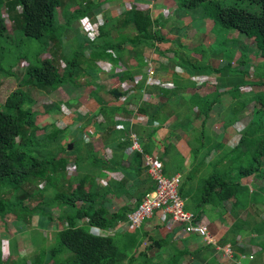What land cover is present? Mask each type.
Listing matches in <instances>:
<instances>
[{
    "label": "trees",
    "instance_id": "trees-1",
    "mask_svg": "<svg viewBox=\"0 0 264 264\" xmlns=\"http://www.w3.org/2000/svg\"><path fill=\"white\" fill-rule=\"evenodd\" d=\"M91 1L92 0H80L82 3L81 5H78L77 1H75L76 4L74 5L78 6L80 9L75 10L68 18L66 16L68 4L66 3V5H64V0H0V7L5 9L7 19L12 24V31L14 34L19 35V39L21 37L23 41H44L46 45V54L35 57V61H27L26 57L21 59V61L25 60L28 62L29 68L25 76H23L19 86L7 94L5 110H0V218L3 221L8 214L13 213L17 218L16 220L19 221L21 215L20 211L25 206L24 203L29 199L39 200L36 201V206H32L33 214L38 213V210L42 208V206H45L47 201L44 200V195L43 198H39L42 194L38 193L32 196L34 195L32 192L38 188L45 191L48 187H54L55 181L63 184L64 189H67L66 192H57L52 199H49V205L51 207L48 211L50 214L47 215L50 216L48 219L52 223L54 220L53 208H57L60 212L58 222L64 223L63 229L57 231L60 249L52 251V255L54 257V253L56 252L59 253L62 250V254H64L65 250H69L74 254V258L64 259L63 262L60 261L58 264H124L127 259H131L130 257L133 251L142 242L141 240L139 241V236H141L138 234L139 229L130 230L124 237L119 235L98 236L92 233L91 229L99 228L103 231H110L112 228H116L120 224L127 222L128 215L138 207L148 193L154 190L151 178L144 165L143 154L134 152V159L131 161V164H126L121 159L122 153L132 148L131 138L128 139L130 129H120V126L115 125L114 121L110 119L111 117H109L106 122L107 126H102L101 122L97 125L99 135H102L101 140L103 141L105 150L110 148V146H112L111 144L117 141L119 137L123 139V143L119 144L117 147L118 149H116L117 151L111 162H108L107 158L104 159V156V158H102L100 154L95 151L92 143H85L83 146L82 144L80 145V142L75 143L73 149L74 152L78 149V154L68 152V147H61L60 151L54 154L47 153L46 148L52 146V143L58 142L61 135L64 134L63 132H65L57 128L51 133V140L48 146H46L45 143L43 144V142L38 144L40 140H36V138H38V132L44 130V128L37 124L38 117L43 114L42 110L34 109L36 99L32 96L33 92L50 96L67 86L72 85L76 89L82 88L85 86V82L89 80L87 73L91 70V65L87 67V61L105 62L115 57L114 65H121L125 69L127 67V73H125L124 77L133 82V84H135V92L142 95L146 79L144 77L142 83H137L135 79L131 77L132 74L129 72V63L131 61L129 57L130 53H126L127 50L125 47L128 46L133 50L135 58L137 56L145 57L147 52L154 50L161 56H165L168 52L157 48V43L166 44L170 42L161 31V28H164L166 24L165 18L162 16L153 20L149 10H142L137 6L139 3L147 4L149 0H129L132 2L124 6V10H122L121 14H115L111 18L106 19V22L98 28L97 38L93 42L88 40L89 32L87 30H77L74 31V35L78 36L80 43L77 44L76 42L75 49L72 51L73 47L70 52L64 56L63 60H58L56 55H52L48 59H42L43 56L51 55V52L59 49L61 46L60 40L62 35L65 34V29L70 30V28L76 26V24L82 20L87 18L90 19V17L93 16V11L99 10V8L109 0H98L96 4H93ZM174 1L177 2L179 8L195 10L203 7L204 18L213 21L215 28L222 27L229 30V32L231 30L236 31L242 34L247 42L249 40H254L256 47L250 48L249 51H252V49H255L254 51L258 50V55L260 54L259 56L264 59V0H230L232 3L234 1L247 2L250 8L255 12H250L238 6L226 5L227 0ZM68 3L72 4V0H69ZM84 4L85 7L83 6ZM72 7V5L69 6V8ZM58 10H61L64 17L63 27L59 26L56 22ZM58 29H61L62 32L58 31ZM112 33L122 34L123 36L120 37L121 39L119 38V41L115 44H107L106 46L100 45L99 42H104ZM126 33L131 34V36L126 37ZM0 39L4 40L7 44H11L7 37L5 19L1 16ZM87 48H91L94 58L86 57L85 50ZM224 50H227V48ZM230 51L234 50L231 49ZM224 52L226 53V51ZM56 60L59 61L58 65L60 66L56 67L54 65L53 62ZM138 60L139 63L142 64L140 65L141 69L146 66L145 63H142V59L139 58ZM173 61L179 64V62ZM171 63H173L172 59ZM243 63L244 61L242 60L241 62V59L237 57L235 52L234 54L231 53L227 55L226 61L221 68H213L209 64H204L202 68L206 71L219 74L224 72L225 77L230 78V80L220 78V81L222 84L229 86L227 92L228 95H231L232 102L240 101L241 103V92L245 94L249 91L243 89V87L248 86V83L245 82L246 76L243 75L240 82L233 81V79H238L236 74L237 72H241V64ZM85 66L86 69H84ZM200 67L199 64H195L191 66V69L194 70V73H199L203 70ZM10 75L9 73L8 76ZM179 77V75L176 76V78ZM188 83L190 86L192 85L195 90L203 87L202 85H200L201 87H197V83L189 79ZM233 83L236 87L232 85ZM175 84L176 89L168 90L163 87L158 88L162 99L171 100L173 97L177 96L180 90L186 88L183 87L178 80H175ZM252 85H254V83ZM260 85L264 88V80L261 81ZM240 87H242L243 91L239 89ZM232 90L236 91L237 94L233 95L231 93ZM131 94V90L124 94L114 91L113 96L120 102L121 99L127 96L129 97ZM221 96L222 94L219 93L218 96L205 99L199 94L193 93L185 106L189 109H194L196 107L198 112L192 119H189L190 116H188L185 119L177 120L175 124L171 123V128L176 131L180 129L185 130L196 119H201V126L199 129L201 130V134H205L206 119L213 106L219 103V98ZM251 98L248 105L247 103H242L241 108H245L242 110L243 113H238V122L246 117V111L244 110H246L250 104L255 103V101L258 102L257 108L259 110L255 109L254 106V111H252L253 117L256 113L260 115L261 113L259 111L264 109V92L257 99ZM56 105L57 103H54L50 107H44L43 111L51 112L52 109H55ZM169 106L170 105L166 103V105L159 108V106L151 104L150 101L143 102L142 106H140L138 111L139 115L146 116L152 122H160V126L154 130L142 127H138L136 130L137 135L143 137V150L145 154H155V148L157 146L155 143L156 135L159 134L158 129L164 125V120L161 116L168 111ZM181 106L182 104L179 103L178 107ZM56 107L59 109L58 106ZM119 111L121 110H112V114H116ZM119 113L121 115H126V112ZM170 113L175 114L177 118L182 115L178 108H172ZM97 116L96 114L92 119L86 120V128H88L90 124L92 126L96 125ZM80 121H84V119L81 118ZM253 121L252 119L248 126L241 129V139L239 145L235 147L234 152L226 151L228 156H231V153L234 155L227 168L222 169L221 172L216 171L213 175L204 179L205 181L200 191L202 200L198 202L197 208L195 207V213H203L202 208L205 207L206 204L223 205V203L227 201L232 203L234 201L233 205L235 208L240 207L239 203H236V201H240L241 209H243L253 203L255 204L256 199L251 198V196L264 194V134L245 133L246 130L254 124ZM230 123L234 124L235 122ZM84 128L85 126L82 129ZM122 135H127L128 141L126 137ZM231 135L233 134H226L227 138ZM257 135H259L261 139H259ZM247 139H250V144L244 143ZM242 145L247 146V150H253L255 148L253 162L249 166H245L236 161L237 158L241 159V153L238 156L237 154ZM171 148L172 146L165 145V147L161 149V152H158V154L161 155V160L164 154L166 155L169 153ZM118 166L122 167L121 169L123 172L129 171L138 175L141 182H139L138 185L144 189L143 193L139 188V190L136 189L135 193L128 194V190L126 189L127 183L114 180H111L106 186L100 187L98 179L102 178L101 175L103 171L106 170V172H108L110 171L108 169L111 167L114 170L117 169ZM70 170H73L76 175L71 174L70 176ZM248 176H253L255 182L259 183L260 186L257 184H252V186L243 184L242 179ZM138 185L136 187H138ZM251 187L254 188L251 190ZM13 193L15 194V203L5 202V199L9 198V196H14ZM180 193L184 198L185 195L182 192V188H180ZM248 193L250 195H248ZM110 194H112L114 198L123 199L125 205L118 212L113 214H110L107 209L108 207L105 206L108 202L106 200ZM58 222L55 223L58 224ZM234 242H236L234 244H237V246L241 248L238 241ZM155 244L160 245L161 241L153 239V245ZM206 246L207 247L201 250H194L192 255L197 259H201L205 256L208 264H218L219 261H217V259L213 258L210 260L211 257L217 254L216 246L212 244H207ZM2 251L3 250L0 251V264H4L2 262ZM203 251L205 254H201ZM143 254H145V251L142 255ZM132 262L131 259L130 263L132 264ZM229 263L239 264L231 260Z\"/></svg>",
    "mask_w": 264,
    "mask_h": 264
},
{
    "label": "crops",
    "instance_id": "crops-1",
    "mask_svg": "<svg viewBox=\"0 0 264 264\" xmlns=\"http://www.w3.org/2000/svg\"><path fill=\"white\" fill-rule=\"evenodd\" d=\"M163 1L164 4L167 3V0ZM92 2L93 4H96L98 0H92ZM130 2L132 1L127 0V2L124 3L123 1L112 0L110 2L106 1L105 3L108 6V11L114 9V13L118 15L122 13V10H124V6H127ZM164 4L162 6L156 7V0H149L147 4L139 3L137 6L142 10H149L151 18L153 20L158 19L162 16L165 18L166 24L164 28H161V31L162 34L170 42L166 44L157 43V48L165 52L168 51L167 54L165 56H161L155 50L149 51L151 53L147 52V55L145 56L146 68L142 70L137 63L133 50L128 46L125 47L127 50L126 53H130L129 57L131 61L129 63V72L132 74L131 77L134 78L137 83H142L144 81V77L146 79V84L142 93L143 95H140L138 93L139 97L137 98H133L131 95H129V97L127 96L126 98L121 99L120 102H118L117 98L113 96L114 91H118L119 93L124 94L131 90L132 93H135V84H133V82H131L128 78L124 77L125 73H127V67L125 69L121 65L115 66L114 59L116 58L114 57L111 60H107L105 62H96L97 71L95 73L91 72L93 78L89 74V80H85V86L78 89H83L85 93H90V95L84 98L80 108H77L78 106H72V102L69 100H63L64 102H57L56 106H58L59 109L55 106V109L51 112V114L55 110L58 112L62 111V113H64V118L61 121H55L56 123L53 122L56 125L55 128H57V125L62 128H65L67 125L64 119L67 118L70 120L71 125L77 122L76 125L78 126L76 129L79 132H81V130L83 131V136H81V138L83 137L85 139L87 137L84 134L94 135V140L98 141V144L100 145V147L98 148L99 150L97 151L95 149V151L98 152L101 157L106 156L107 161L111 162L113 160L115 152L117 151L116 149H118L117 147L119 146V144L123 143V139L122 137H119L117 141L111 144L112 146H110V148H107L105 150V146L103 144V141L101 140L102 135H99V130L97 127L98 123L101 122L102 126H107L106 122L109 117H111L110 119L114 121L115 125H119L120 129H130V135L128 137V139H130L132 134L137 135L136 130L138 127L150 128L154 130L160 126V122H152L146 116L139 115L138 111L140 109V106H142L143 102L150 101L151 104L157 105L159 106V108L168 103L170 105L168 107V111L166 113H163L161 116V118L164 120V125H162V127L158 129L159 134L156 135L155 141L157 146L155 148V154L152 155H156L158 154V152H161V149H163L165 145L172 146V148L169 150V153H167L166 155L164 154L162 159L164 173L166 171L165 175L167 176H174L176 174L182 175V184L180 188H182V192L185 195L184 198L186 206L189 210H191V208H197L198 202L202 200L200 196V191L203 186V183L201 184V180L203 179V177L200 178L198 181L193 180V178L195 177V173L198 171V174H200V169L203 168V173L205 174L206 172V178H208L209 176L213 175L216 171L221 172L222 169H226L230 162L227 161L229 156L227 155L226 151L228 150L227 152H234L235 147L239 145L241 139V129L245 128L247 124L244 123L241 126L242 120H239V122L237 121V123L232 124V130H227L225 126L226 121L222 119V116L224 114L223 112H225V110L228 109L229 105L232 103V99L230 97V99L227 98L228 105L225 108L223 107V105H221V103H217L213 106L208 118L206 119L205 134H201V130L199 129L201 126V119H196L185 130L180 129L179 131H176L171 128V123L175 124L177 120L185 119L188 116H190L189 119H192L198 112L196 107L194 109H189L185 106L186 103L189 102L193 93H197L206 99L211 97L208 92L212 93L211 90H217L216 92L221 93L222 97H226L228 96L227 91L229 90V86H227L226 84H222L220 80H230V78L225 77L224 72L219 74V77H216V72L206 71L205 73H194L192 70H189L187 68H181L175 63H172L173 70H169L170 73L167 70H164L165 68L169 69V66L171 65V63L170 65H167L169 64V60H175V58L178 57V53L183 50L181 48H184L185 45H190L189 43L193 41L192 37L196 35L202 40L201 42H203L202 35H204L201 31L196 32L193 29L194 23H191L189 27L186 25L187 27L185 28L187 29L184 32L181 31V23H184L185 20L190 19L191 15L187 13L186 8H179V5H177V2L175 1L171 3L176 4L174 7L175 11L173 13L170 12V14H165L163 13L165 12V9L163 10V12H161ZM75 10L77 9H74L73 7L69 8L66 11V16L69 18V16ZM178 10L180 11L179 13L186 11L188 15H182L178 17L176 15V12ZM188 10L190 11L191 9ZM196 10L197 9H195L194 11ZM96 12L97 10L93 11V16L90 17V19L88 18L86 20L93 21L94 19H99V14H96ZM103 13L104 15L102 14V23L97 25L95 33H93L92 30V32L87 30L89 32L88 36L90 38V42H93L97 38L98 28L102 26L104 22H106L105 17L108 16L107 19H109L113 15H115H112L110 13L111 16H109V13L106 11ZM202 13L204 14V12ZM207 20H209V23H207L208 26L209 24L213 23V21H211L210 19ZM200 21L201 23H203L202 20ZM59 26L63 27V24H59ZM213 27V31H207V33L210 32L212 34L210 37H207L205 43L209 45L208 49L210 51L213 50V46L215 48L221 49L216 50L217 52L213 54L214 57L218 59V55L222 54V57L220 58L221 62L225 61L227 55L231 53L234 54L236 52L237 57H239V53H237L238 49L236 47L232 48V50L234 51H230L231 48H227V50H224L225 48L223 49L222 46H224V44L222 43L224 41L222 40L221 44L218 42L219 39L215 37L217 34L215 33L216 35H214V31L216 30L215 24H213ZM67 32L71 31L68 30L65 32V34L62 35L60 40L61 46L57 51L51 52V55H46V59L50 58L52 55H56L58 60L61 61L63 60L64 56L69 53V47L72 45L74 40L77 42V44L80 43V39L78 38V36H75L74 33H72L74 35L73 39L69 40ZM210 43L213 44L211 45ZM162 45L169 46L167 48H164L162 47ZM172 46H177V48H179L180 50H170V47ZM224 51H226V53ZM229 51L230 53H228ZM85 54L87 58H94L91 48H87L85 50ZM250 59L251 61H253L252 56ZM160 60L164 65L163 70H158L157 76H150L149 65L158 63ZM263 60V58H260L259 62H263ZM222 65H220L219 67H215L212 65L211 66L213 68H221ZM176 75L187 78L190 81L197 83V87H201L200 85H202L203 87L198 88L197 90L191 87L190 90L182 88L184 90H180L177 96L173 97L171 100L162 99L158 88L163 87L164 89L168 90L176 89ZM236 75L238 79H233V81L238 82H240V80L243 78V75L246 76V80L249 76V74L246 73L245 68H241V72H237ZM199 78H204V80L200 81ZM93 85L94 89L92 87ZM232 85H234V83ZM252 90L253 89H250V91ZM59 91H57L56 93H58ZM179 103L182 104L181 107H178ZM76 105H79V103H77ZM62 106L67 107V109H64V107L62 108ZM220 107H223L224 109L219 110ZM172 108L180 109L182 115L177 118L175 114H171L170 112L172 111ZM115 109H120L121 111L119 112H126V115H121L119 112L116 114H112V110ZM67 112L68 114H66ZM51 114H46L45 116L50 117ZM96 114L98 115L96 118V125L92 126L90 124L89 127L86 128V120L92 119V117H94ZM42 117L44 116H39L38 120ZM81 118L84 119V121H80ZM38 126L43 127L44 125ZM84 126L85 128L82 129ZM226 134L233 135L227 138ZM122 136L126 137V140L128 141L127 135ZM137 136L141 140L143 139L142 136ZM239 150L240 151L238 152L237 156L241 153V149ZM210 153L215 154L214 157L211 159H209ZM231 154L233 155V153ZM121 159L124 163L131 164V161H133L134 159V152L132 151V149L130 148V150H125L122 153ZM232 159L233 157H231V160ZM239 160L240 159L237 158L236 161L239 162ZM121 168V166H118L117 169L113 170V168L111 167L110 169H108L110 170L108 172L104 170L103 174L101 175L102 178L98 179L100 187H104L111 180H114L117 182L127 183L126 189L128 190V194L135 193L136 189L139 190V188L143 193L144 189L138 185L140 182L138 175L134 172H123ZM242 182L243 184L249 186H252V184H257L258 186H260L259 183L255 182L253 176L243 178ZM137 185L138 187H136ZM253 188L254 187H251V190ZM258 195L260 196V198H256L255 204L253 203L243 209H241L240 201H236L237 204L239 203V208L234 207V201L233 203L227 201L223 203V205L206 204L205 207L202 208L203 213L201 214L205 215L209 220L210 232L215 238L216 243L212 245L216 246V248L217 246H221L222 248L231 246L232 249H234L230 257V255L225 256V251L221 248L217 250V254L211 257L210 260L215 258L217 259V261H219L218 264H230V260L238 262L239 264H264V210L261 209L262 206L264 209V194L262 193ZM106 201L108 202L105 204V206L108 207L107 209L110 214L118 212L123 206H125L123 199L114 198L112 194L109 195ZM260 203H262L263 205L257 207V205ZM191 211L195 213V210ZM250 216L257 217V220L259 221L247 224ZM56 220L58 219L56 218ZM239 222L241 223L242 228L240 229L238 236H236L235 239H231V241H225V236L229 232L234 233V229L239 225ZM55 224L56 223H53L52 221V225L50 226V228L55 231H59L64 227V223H60L62 228L59 226V224ZM181 229L182 226L178 222L174 221L170 216H163L159 212H155L154 215L150 219H147L144 222L143 226L138 230V234L141 235L139 236V241L141 240L142 242L133 251V254L130 257L133 261L132 264H208L207 260L205 259V256L201 259H197L195 256L192 255V252L194 250H201L204 247H207L206 241L196 234L182 233ZM91 231L92 233L98 236L119 235L121 237H124L125 235H127V233H129V227L127 222H125L123 224H120L116 228H112L110 231H103L99 228H92ZM153 239L161 241V244L153 245ZM234 241H238L241 245V248L237 246V244H234L236 243ZM144 251L145 254L142 255ZM201 254H205L204 251ZM131 259H127L124 264H131Z\"/></svg>",
    "mask_w": 264,
    "mask_h": 264
},
{
    "label": "rangeland",
    "instance_id": "rangeland-1",
    "mask_svg": "<svg viewBox=\"0 0 264 264\" xmlns=\"http://www.w3.org/2000/svg\"><path fill=\"white\" fill-rule=\"evenodd\" d=\"M78 3V5H81L82 3L80 2V0H72V4H69V0H64V5H66V3L68 4V9L69 6L72 5L74 9H80L78 6L74 5L76 4V2ZM111 0H109L108 2H110ZM115 1H123L124 3H126V0H115ZM92 2V1H91ZM174 0H167V3L164 4L163 0H156V7L158 6H163L161 12H163V10L165 9V14H170L173 13L175 11V5L176 4H171L173 3ZM113 5V4H112ZM111 5V6H112ZM226 5H231V6H238L242 9L248 10L250 12H255L254 10H252L250 8V5H248V3L246 2H239V1H234L233 3L230 2V0L226 1ZM85 7V4L83 5ZM113 7V6H112ZM82 9V8H81ZM71 10V9H70ZM117 10V9H116ZM187 13L189 15H191L190 19L185 20L184 23H181V31H185L187 28L185 27H189L191 25V23H194V27L193 29L197 32H202L204 35L203 36V42H201L202 40L198 37V36H194L192 37V42H190V45H185L182 51H180V53H178V57L175 58L176 62H179V67L181 68H187L189 70L194 71L193 69H191V66L195 65V64H199V67L201 69H203L201 72L199 73H205L206 70H204V68H202V66L204 64H209L215 67H219L220 65L224 64L225 61L221 62V57L222 54L218 55V59L216 57H214L213 54H215L217 51V49L219 48H215L213 46V50H209L208 47L209 45L205 43V40L207 39V37H210L212 33L207 31H213L214 27L213 24H209V26L207 25V23H209V20H207V18H204V14L202 13L204 11V8L201 7L199 9H197L196 11H194V9H191L190 11L186 8ZM20 11V10H19ZM108 12L109 16H111V14H115L114 13V9H112L111 11H108V6L107 4H103L99 10H97L96 14H99V19H94L93 21H87L86 19L83 20L82 22H79L76 24V26L70 28L71 32H67V36L68 39H73V34L74 31L77 30H88V31H93V33H95L97 25L102 23V18L104 13L103 12ZM160 11V10H159ZM72 12V11H71ZM180 11L178 10L176 13V15L179 16H187L188 14L186 13V11H183L182 13H179ZM111 13V14H110ZM103 14V15H102ZM106 15V14H105ZM0 16L3 17L5 19V24H6V28H7V37L8 40H10L9 42L11 44H7L4 42V40L0 39L1 42V49H0V110H5V101L7 98V94H9L11 91L15 90L23 76H25V73L27 72V69L29 68V64L27 61H35V57L42 55V54H46V45L43 42H38V41H34V40H24L20 37L19 39V35H16L13 33L12 31V24L11 22L7 19V14L5 12V9L3 7H0ZM114 16V15H113ZM200 17V19H199ZM108 16L105 17V19H107ZM202 18V19H201ZM88 19V18H87ZM183 19V18H182ZM198 19V20H195ZM184 20V19H183ZM182 20V21H183ZM195 20V21H194ZM203 21V23H201V21ZM57 24H63L64 25V17L62 15L61 10L57 11ZM187 25V26H186ZM206 27V28H205ZM58 31L62 32L61 29H58ZM68 31L67 29H65V32ZM91 31V32H92ZM217 31V32H216ZM207 33V35H206ZM217 35H216V34ZM214 35H216L215 37L219 39V43H222V40L224 41L222 44H224L223 49L224 48H237L238 52H239V58L244 61L243 64H241V68L246 69V73L249 74L247 80H245V82L248 83L249 86L243 87L244 90L249 89L248 92H246L245 94H243L241 91L242 87H240L239 89L241 90V103L240 101H234L229 105V108L225 110V112H223V116L222 119L226 122L225 126L227 128V130H232V124L230 122H237V115L239 112H242L243 108H241L242 103L248 105V102L253 98H258L259 96H261V94L264 92V88L260 85L261 81L264 80V60L263 62H259L260 61V54L258 55V50L254 51L255 49H252V51H249L250 48H254L255 43L254 40H249L247 42L246 38L236 32L231 30L229 32V30L222 28V27H217L216 30L214 31ZM122 34H118V33H112L110 37L106 38L104 40V42H99L100 45L102 46H106L107 44H115L116 42L119 41V38L122 37ZM131 36V34H127L126 33V37ZM76 39V37H75ZM200 39V40H199ZM88 40L89 37H88ZM76 41L74 40L72 45L69 47V50L72 49V51L75 49L76 46ZM226 43V44H225ZM71 44V43H70ZM211 45L213 43H210ZM75 45V46H74ZM169 45H162V47L167 48ZM66 49V48H65ZM170 50H174V51H179L180 49L177 48V46H172L170 47ZM221 50V49H219ZM214 51V52H213ZM70 52V51H69ZM172 52V51H171ZM230 52V51H229ZM228 52V53H229ZM151 53V52H148ZM241 53V55H240ZM244 55V56H242ZM251 56L253 57V61L250 60ZM24 57H26L27 61L22 60ZM250 57V58H249ZM142 59V63H145V57L144 56H137L136 60L139 63L138 59ZM227 58V57H226ZM42 59H46L44 56L42 57ZM58 60H56L54 63V65L60 66L58 65ZM103 62V61H100ZM172 62L174 63L173 59ZM258 62V63H257ZM98 63V62H97ZM96 62L93 61H87V67H90L89 65H91V70L87 73L88 75H91L92 73H95L97 71V67H96ZM165 63V61H164ZM171 61L169 60V64L170 65ZM135 65V64H134ZM142 65L141 63H139V66ZM153 69L155 70V76H157L158 70H163L164 65L162 63V61L160 60L158 63L152 64ZM12 68V69H11ZM110 68V67H107ZM122 68V67H121ZM144 68H146V66L142 67V69L144 70ZM84 69H86V66L84 67ZM254 69V70H251ZM164 70H167L169 73V70H173V66L172 63L168 68H165ZM9 73L11 74L10 76ZM177 76V75H176ZM175 76V77H176ZM219 73L216 74V77H219ZM93 78V77H92ZM221 78V77H220ZM177 80L179 81L180 84L183 85V87H186V89L190 90V87H192V85L190 86V84L188 83V79L184 78V77H179L177 78ZM200 81L204 80V78H199ZM77 81V80H76ZM75 81V82H76ZM257 82V83H256ZM254 83L253 86H251ZM259 83V84H258ZM257 86V87H256ZM94 89V85L92 86ZM234 87H236L234 85ZM193 88V87H192ZM250 89H253L252 91H250ZM78 90V89H77ZM76 88L74 90V87L71 86H67L64 87L63 89H61L58 93L56 94H52V95H44L41 93H37V92H33L32 96L33 98L36 99V105L34 106V109H40L42 110V114L44 117L39 118L38 120V125L43 126L44 130L38 132V138H36V140H40V142L38 144H40L41 142H43V144L45 143L46 146H48L49 141L51 140V133L53 132V130L55 129L56 125H55V121H61L64 118V113H62V111H54L52 114L51 112L54 110L52 109L51 112H46L45 110L43 111L44 107H50L52 106L54 103L57 102H64L66 100H69L72 102V106H78L77 108H80L83 100L86 96L90 95V93H85V91L83 89L78 90L77 91ZM93 91V90H92ZM217 91V90H216ZM215 90H211L212 93L208 92V94L211 97H215L218 96L219 93H217ZM215 92V93H214ZM233 95L237 94L236 91L231 92ZM135 95V96H133ZM143 95V94H142ZM131 96L133 98H137L139 97L138 92L132 93ZM229 96V95H228ZM220 97L219 98V103H221V105H223V107L225 108L228 105V99H230V96L228 97ZM228 98V99H227ZM64 100V101H63ZM77 103H79V105H76ZM258 102L255 101V103L250 104L246 110V117H244L241 121V126L246 123L248 126L251 122V119H253L254 124H252L248 130H246V134H264V109L260 110L259 112L261 113L259 115V113H256V115H254L253 117V113L252 111L254 106L255 109H258ZM64 107V109H67V107L62 106V108ZM223 107H220L219 110L224 109ZM259 110V109H258ZM72 112V110H71ZM243 113V112H242ZM46 114H51L50 117L49 116H45ZM68 114V112L66 113ZM231 114V115H230ZM262 115V116H261ZM41 116V115H40ZM41 119V120H40ZM237 120V121H236ZM262 120V121H261ZM65 123H66V127L62 128L60 126L57 125V129H60L64 134L61 135L60 140L58 142H54L52 143V146H48L49 148H46V152L47 153H55L57 151H60L61 147H69L70 144L75 145V143L80 142V145L82 144H88L89 142H91L94 146V149H96L97 151L99 150L98 148L100 147V145L98 144V141L94 140V135L92 134H84L87 137L84 139L83 137L81 138V136H83V131L81 130V132H79L76 128L78 125L77 122L74 124H70V120L69 119H64ZM55 122V123H53ZM60 123V122H59ZM46 124V126H45ZM70 126V127H68ZM68 127V128H67ZM85 132V131H84ZM259 139H261V137H259V135H257ZM83 142V143H82ZM244 143H249L250 144V139H247ZM247 146H241V159L239 160V163L244 164L245 166H249L252 162H253V158H254V150H247L246 149ZM68 152H74V149L69 150ZM78 154V149H76V151L73 154ZM215 154H209V159L213 158ZM103 157V156H102ZM105 157V158H104ZM103 158L106 159L107 157L104 156ZM231 157H233V155L229 156L227 161H231ZM263 166H264V162H263ZM201 173L198 174V171L195 173V177L193 178V180L198 181L200 178L203 177V179L201 180V184L204 182V179L206 178V172L205 174L203 173L204 169L201 168ZM69 175H76L75 172L73 170L69 171ZM27 188V187H26ZM67 189H64L63 184H61L60 182H56L54 183V187H48L45 191L41 190L40 188L35 189L32 193H34L35 196L38 193L42 194V196H39L43 198V195L45 196L44 200H46V205L42 206V208H40L38 210V213L33 214L32 212V206H36L35 203L36 201H39L38 199L36 200H28L26 203H24V207L21 209L20 213V219L19 221L16 220V216H14L13 213L8 214L7 217L2 221V219L0 218V251H2L3 253V263L4 264H58L60 261L63 262L64 259H73L74 258V254L69 251V250H65L64 254H62V250L59 253H54V257L52 255V251H54L55 249H60L59 248V239L57 236V231L51 229L49 226L52 225V223L50 222V220L48 219L50 216L49 214V209H50V205H49V199H52L55 194L57 192H66ZM241 192V190H240ZM7 193V192H6ZM14 196H9V198L5 199V202L10 203L13 202L15 203L16 199H15V194L13 193ZM245 195V193H244ZM248 195H250L248 193ZM251 198L256 199V198H260V196L258 195H253L251 196ZM185 199V198H184ZM42 202V199H41ZM260 205H263L262 203L258 204L257 207H260ZM262 210L263 206L261 207ZM53 223L57 222L58 220H56V218L58 219V216L60 215V212L57 208H53ZM191 210H195V208H191ZM55 221V222H54ZM259 220H257V217H252L250 216L248 219L247 224H251L252 222H258ZM50 222V223H49ZM49 224V226H48ZM59 226L61 227L60 223H58ZM239 225L234 229V233L229 232L226 236H225V241H231V239H235L236 236H238L240 229L242 228L241 223H238ZM62 228V227H61ZM130 231V229H129ZM5 255V256H4ZM225 256H228L227 254ZM231 257V256H230ZM7 259V260H6ZM53 262V263H51Z\"/></svg>",
    "mask_w": 264,
    "mask_h": 264
},
{
    "label": "built area",
    "instance_id": "built-area-1",
    "mask_svg": "<svg viewBox=\"0 0 264 264\" xmlns=\"http://www.w3.org/2000/svg\"><path fill=\"white\" fill-rule=\"evenodd\" d=\"M149 75H155L152 65H149ZM131 140L132 151L144 156V165L151 178L154 190L148 193L138 207L128 215L127 224L129 229H140L147 219H150L155 212H159L161 215L170 216L178 222L182 226V233L196 234L202 237L207 244H215V238L210 232L207 217L187 209L185 199L180 193L182 175H165L161 155L145 154L143 142L136 134L131 135ZM221 248V246H217V250ZM222 249L227 255L231 256L233 253L231 246Z\"/></svg>",
    "mask_w": 264,
    "mask_h": 264
},
{
    "label": "water",
    "instance_id": "water-1",
    "mask_svg": "<svg viewBox=\"0 0 264 264\" xmlns=\"http://www.w3.org/2000/svg\"><path fill=\"white\" fill-rule=\"evenodd\" d=\"M73 148H74L73 144H70L69 147H68L69 150H72Z\"/></svg>",
    "mask_w": 264,
    "mask_h": 264
}]
</instances>
